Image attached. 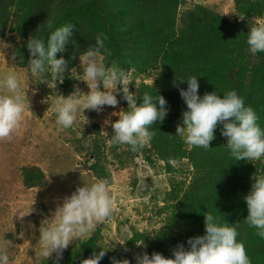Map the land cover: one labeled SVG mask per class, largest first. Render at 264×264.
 Returning a JSON list of instances; mask_svg holds the SVG:
<instances>
[{"label":"trees","instance_id":"16d2710c","mask_svg":"<svg viewBox=\"0 0 264 264\" xmlns=\"http://www.w3.org/2000/svg\"><path fill=\"white\" fill-rule=\"evenodd\" d=\"M185 1L0 0V40L7 38V34L13 36L9 37L13 44V63L27 79H32L25 74L29 58L27 39L34 35L46 39L57 27L74 24V44L70 43L64 53L57 54V58L63 55L69 61L70 71L64 73L63 82L70 88L68 74L79 66L78 56L72 58L73 54L94 45L95 37L101 33L107 36L105 43L111 53L106 57L109 66L115 62L121 68L134 70L136 76L142 72L150 75L152 71L153 85L142 81L135 91L137 104L144 93H157L166 99L169 112L162 123H155L150 129L155 135L146 147L148 151L143 152L144 158L151 165L152 154L163 163L167 173L175 171L173 163L181 166L184 162L189 163L193 172L186 186L176 185L167 196L170 205L166 206L171 210L164 218L162 229L153 237L135 231L129 243H140L149 253H164L167 246L175 247L189 237L202 235L203 214L211 213L220 223L237 224V240L244 243L252 264H264V239L246 223L247 208L243 200L252 177L264 174V163L231 158L219 125L210 149L194 147L175 136L182 111L186 109L178 88H186L187 84L176 81L178 87L173 86L175 79L195 75L199 76L201 96L213 90L219 94L236 90L245 105L256 111L259 124L264 127V53L253 55L246 44L251 19L262 16L264 0H234L239 19L232 21L206 5L193 4L181 9ZM37 83L44 82L37 79ZM87 134L83 130L82 137ZM95 134H99L97 130ZM91 144L90 169L94 177L110 179L104 170L101 146L97 147L93 140ZM114 146L110 144V148ZM22 180L26 187L43 186L46 181L36 166L22 167ZM166 206L158 213L167 209ZM100 230L97 226L95 233L81 243L82 254L78 252L79 247L75 248L77 244L66 249L60 264H81L99 252L96 241ZM112 257L122 260L108 254L100 264H111ZM41 264H52V260Z\"/></svg>","mask_w":264,"mask_h":264},{"label":"clouds","instance_id":"9594fccd","mask_svg":"<svg viewBox=\"0 0 264 264\" xmlns=\"http://www.w3.org/2000/svg\"><path fill=\"white\" fill-rule=\"evenodd\" d=\"M74 31L75 25L67 23L51 31L46 39L37 35L30 36L25 45L29 57L25 74L41 83L46 79L55 81L56 85L62 83L64 73L70 71L69 61L63 55L57 58V54L64 53L70 43L74 44ZM106 40V35L98 34L94 45L83 52L76 50L73 54L72 58L78 56L83 74L80 81L86 83L89 91L84 93L74 85V91L68 96L56 94L53 104L56 124L62 130L70 129L78 114L83 115L85 110L100 113L106 106L116 108L122 99L127 102V109L113 113L118 119L109 125L111 134L107 131L104 134L109 137L111 145L129 146L132 152L142 151L150 146L154 138L155 132L150 129L155 123H162L166 119L168 103L162 95L146 92L137 104V93L129 91L128 84L131 81L125 70L115 62L111 66L106 62V57L111 55ZM246 44L251 54L264 53V22L253 23L249 27ZM198 77L192 75L173 81L174 87H178L176 81L187 84L186 88H178L186 109L182 111L181 123L176 126L175 136L194 147L210 149L219 125L222 126L220 134L226 138L225 147L235 161L252 162L264 157V127L259 124L256 111L245 105L244 98L236 90H228L223 94L213 90L201 96ZM0 87L9 93L0 95V140H5L12 137L23 121L25 112L30 110L26 94L21 95V85L16 74H5L0 80ZM85 120L88 123L86 117ZM252 181L249 191L243 197L247 208L245 221L256 229V235L264 239V174L252 177ZM34 203L30 204L28 214L34 211ZM113 211L114 200L109 178H97L92 183H83L70 195L64 196L50 216L41 220L38 228L39 255L45 261L51 258L52 264H60L63 252L81 237L90 238L97 223L109 218ZM203 215L204 233L187 238V247L185 243H178L171 251L170 258L159 252L151 255L143 252L135 256L136 264H252L244 243L237 240L238 225L220 223L211 213ZM8 244L7 240L0 241V264H9ZM113 247L111 244L100 247L99 252H94L81 264H100ZM110 259L111 264H130L126 258Z\"/></svg>","mask_w":264,"mask_h":264},{"label":"rangeland","instance_id":"374dc122","mask_svg":"<svg viewBox=\"0 0 264 264\" xmlns=\"http://www.w3.org/2000/svg\"><path fill=\"white\" fill-rule=\"evenodd\" d=\"M193 4L206 5L230 21L239 19L234 10V0H186L181 9ZM251 20L252 24L264 22V11L261 17ZM9 37L13 36L7 34V38L0 40V80L5 74H16L21 95L26 94L30 110L25 112L23 121L12 137L0 140V241L9 242V264H41L44 261L39 255L38 228L41 220L50 216L64 196L70 195L83 183H92L97 179L90 169L93 163L92 156H89L92 140L97 147L101 146L105 156L104 170L110 176L114 211L109 218L97 223L90 237L97 226L101 227L97 234L96 250L100 251V247L111 244L114 247L107 255L114 254L121 259H128L130 264H136L135 256L147 251L141 248L140 243L130 244V237L135 231L153 237L162 229L164 218L171 210L166 206L170 205L167 196L176 185H187L193 172L191 166L187 162L181 166L173 163L175 171L167 173L163 163L152 154L153 164H148L143 155L144 151H148L147 148L137 152L130 151L129 146L125 145L110 148L109 137L105 136L104 131L111 134L109 125L118 119L113 113L127 109V102L122 99L116 108L106 106L100 113L85 110L83 115L88 123L82 114H78L73 127L62 130L56 124L53 112L56 94L66 97L74 91V85L87 93L89 89L86 83L80 81L83 79L82 71L78 66L68 74L71 88L64 82L61 86L56 85L51 79L39 85L36 78L27 79L13 65V44ZM122 69L131 81L128 84L130 92H135L140 82H152L154 77L152 71L150 75L142 72L136 76L134 70ZM8 94L6 89L0 87V95ZM117 98L120 99L119 96ZM83 130L88 131L86 137H82ZM96 130L99 134H95ZM260 161L264 163V157ZM32 166L43 172L46 179L43 186L26 187L23 184L22 167ZM34 201V211L28 214L29 206ZM165 206L167 209L158 213ZM22 215L25 216L20 217ZM88 238L81 237L69 247L77 244L75 248H78ZM174 248L167 246L161 254L170 258L169 252ZM78 252L82 254V247L78 248ZM153 252L147 253L151 255Z\"/></svg>","mask_w":264,"mask_h":264}]
</instances>
